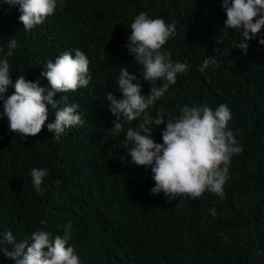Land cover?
I'll list each match as a JSON object with an SVG mask.
<instances>
[{
	"label": "trees",
	"instance_id": "trees-1",
	"mask_svg": "<svg viewBox=\"0 0 264 264\" xmlns=\"http://www.w3.org/2000/svg\"><path fill=\"white\" fill-rule=\"evenodd\" d=\"M140 12L176 22V34L163 50L188 65L149 113L178 117L184 105L194 103L231 109L228 127L243 151L231 158L223 199L207 191L196 200L153 195L151 167L129 163L130 156L121 163L127 150L113 148L138 123L124 121L119 134L112 124L106 93L122 97L116 91L121 67L141 79L142 94L151 87L126 48ZM20 15L19 5L0 0V48L8 50L10 37L18 42L8 57L13 80L8 95L20 75L47 87L41 76L46 62L77 49L90 60L91 80L63 94L79 105L84 124L59 140L46 126L21 139L9 131L7 117L0 118V234L12 231L17 240L37 229L64 234L71 222L68 243L81 264H264V45L258 42L264 29L248 41L247 54L235 47L240 34L231 29L217 45L227 18L222 0H63L31 31L24 30ZM209 55L217 63L201 72ZM54 111L49 106L47 123L54 121ZM165 127H154L157 143H163ZM33 168L48 170L43 194L32 184ZM0 264L15 261L0 252Z\"/></svg>",
	"mask_w": 264,
	"mask_h": 264
},
{
	"label": "clouds",
	"instance_id": "clouds-1",
	"mask_svg": "<svg viewBox=\"0 0 264 264\" xmlns=\"http://www.w3.org/2000/svg\"><path fill=\"white\" fill-rule=\"evenodd\" d=\"M4 3L19 5V21L26 31L42 24L58 6H63V0H4ZM222 8L227 18L215 43L221 45L231 29L240 34L241 42H237L235 47L247 54L248 41L259 36L264 29V0H222ZM130 29L127 51L142 66L140 76L151 87L149 94H142L141 79L124 66L116 81V91L122 93V97L117 98L113 92L106 93L107 107L115 118L112 124L117 134L125 131L124 121L129 124L138 121L136 126L127 128L123 142L113 146L127 150L126 156L121 157V163L129 162L126 158L130 156L129 163L151 167L155 181L151 194L163 193L169 201L177 197L196 200L206 191L225 198L224 185L229 179L231 158L243 151L228 127L233 118L231 109L223 103L215 110L207 104L194 103L192 106L184 105L178 117L168 115L165 118L167 114L163 110L157 111L153 117L148 109L176 84L178 74L187 72L188 65L174 62L171 53L163 50L167 41L176 34L175 21L167 23L163 18H152L140 12L134 17ZM258 42L264 45V38ZM17 44V40L10 37L8 50L5 52L0 48V101L3 102L0 118L6 116L9 131L19 133L21 139L37 136L46 126L54 134L53 138L59 140L67 129L84 124L79 105L69 102L68 96L63 94L89 85L90 60L79 49L74 55L64 52L54 61L48 60L45 71L41 72L48 81L47 87L41 86L39 79L33 82L20 75L15 80L14 93L8 95L9 86H13L8 57L13 55ZM216 63V57L209 55L199 70L203 72ZM58 93L60 98L55 99ZM49 106L55 110L51 123H47ZM165 123L161 133L163 143H157L153 129ZM30 175L36 192L43 194L46 188L41 185L48 176V170L33 168ZM211 215L216 216L215 209ZM41 224H46V221L42 220ZM71 227L69 222L64 234L56 235L37 229L20 240L12 231H7L0 234V252L15 264H81L74 246L68 243Z\"/></svg>",
	"mask_w": 264,
	"mask_h": 264
}]
</instances>
